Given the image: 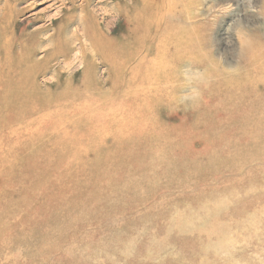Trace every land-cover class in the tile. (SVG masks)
I'll use <instances>...</instances> for the list:
<instances>
[{
  "label": "rangeland",
  "instance_id": "rangeland-1",
  "mask_svg": "<svg viewBox=\"0 0 264 264\" xmlns=\"http://www.w3.org/2000/svg\"><path fill=\"white\" fill-rule=\"evenodd\" d=\"M118 1L89 2L110 38L126 32L113 42L119 53L103 57L82 34L83 0L73 10L69 0L10 1L19 33L38 41L35 57L54 54L38 92L58 96L47 107L38 101L29 111L42 112L41 120L22 121V132L3 142L0 264H260L264 19L241 0H160L158 15L180 25L173 50L163 41L169 23L150 24L148 38L131 34L113 12ZM71 10L73 23L66 21ZM186 13L191 23L182 22ZM237 17L252 29L247 47L228 31ZM60 27V37L81 34L69 63L67 46L49 40ZM227 51L225 68L213 56ZM190 65L214 79L198 107L176 110L175 96L187 89L169 84ZM53 81L58 88H46ZM229 233L247 244L231 258L209 251Z\"/></svg>",
  "mask_w": 264,
  "mask_h": 264
},
{
  "label": "bare ground",
  "instance_id": "bare-ground-1",
  "mask_svg": "<svg viewBox=\"0 0 264 264\" xmlns=\"http://www.w3.org/2000/svg\"><path fill=\"white\" fill-rule=\"evenodd\" d=\"M10 1L14 0H7L4 8L5 13L0 19V152L4 151L5 147L6 150H9V146L3 143L7 137L13 139L16 134L22 132L20 130L24 124L22 121L30 120L28 123L29 126L41 120L42 112L34 113L30 112L29 109L32 107L36 108L38 101H41V104H45L44 106L47 107L55 100V97L58 96L56 93H51V91L46 94L38 92V88H42L37 81L38 76L43 73L44 64L48 65L53 59L54 54L52 50L48 49L44 57H35L38 41L31 35L26 36L22 32L19 33V29L16 28L17 21L15 18L18 11L14 9ZM89 2L90 0H83V2L78 5L81 11V15L78 16L80 19L79 23L83 25L82 34L85 35L90 50L94 54H99L103 57L106 56L107 53H111L116 56L119 51L113 42L118 38H127L125 29L118 37L110 38L107 31L100 28V25L96 23L92 13L93 11L88 8ZM69 3L71 4L72 10L76 8L75 0H69ZM157 3L163 6L160 0H120L115 4L113 12L123 17L125 23L127 22L126 29L128 28L131 34L133 31L136 35L144 38L150 36V34L148 35L150 24L158 27L163 23H169L167 26V28H169L168 34L166 35L167 37L163 38V41L171 45L174 50L178 43H180V40L176 38L180 25L175 22V19L172 20L171 17L165 20L162 15H158V10L162 9ZM10 10L14 13L13 15L9 14ZM72 10L69 12L70 16L66 17V21H72L73 23L75 20L74 17L71 16L74 14ZM56 14L55 12L54 15ZM193 17L191 13H186L185 19H183L182 22L191 23V18ZM61 31H63L62 27L56 29L53 35V37L56 38L51 37L49 40L57 47H62L61 45L64 46V44L67 46L64 56L66 57L65 61L69 63L68 53L72 48L70 44L74 39L80 43L81 34L79 33L80 31L77 33V31L73 29L70 30L69 37L64 38L60 37V35H62ZM171 34L173 35L171 36ZM58 35L60 38L57 37ZM148 43L146 45H148ZM168 48L169 46L166 45V51L164 50L165 55L169 51ZM80 49L82 52L85 51L82 43ZM58 83L59 81H53L48 84L46 88H58ZM47 117L51 116L47 115ZM17 140L19 141V137ZM20 141H23V139ZM17 143L11 142L12 147L14 148Z\"/></svg>",
  "mask_w": 264,
  "mask_h": 264
},
{
  "label": "clouds",
  "instance_id": "clouds-1",
  "mask_svg": "<svg viewBox=\"0 0 264 264\" xmlns=\"http://www.w3.org/2000/svg\"><path fill=\"white\" fill-rule=\"evenodd\" d=\"M245 5L247 11L258 14L261 19H264V0H241ZM225 9V12L229 11L233 5ZM229 32H233L238 42V48L247 47L251 43V31L239 17L229 25ZM229 44L231 41L228 42ZM229 52H221L219 56H213L215 60L219 61V64L223 67L226 55ZM193 65H200L192 63ZM227 68V67H225ZM214 79L213 73L207 68H198L194 66L180 67L178 71L177 80L170 83L169 87L172 89H187L186 91H178L174 98V104L176 110L180 109H192L198 107L203 101V93ZM225 201H221L217 207L223 206ZM249 225H254L255 221L250 218L247 222ZM237 233H229L224 238L218 240L216 243L209 246V251L215 253L217 256L231 258L235 253L244 245L247 244V239L240 236L238 238ZM255 261H260V264H264V261L260 260V257H255ZM233 264H239V261H234ZM255 264V262H254Z\"/></svg>",
  "mask_w": 264,
  "mask_h": 264
}]
</instances>
